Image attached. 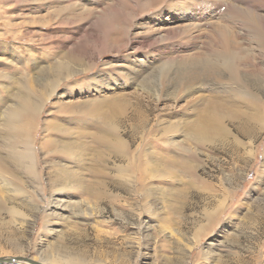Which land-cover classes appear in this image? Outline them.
Returning <instances> with one entry per match:
<instances>
[{"label":"rangeland","instance_id":"1","mask_svg":"<svg viewBox=\"0 0 264 264\" xmlns=\"http://www.w3.org/2000/svg\"><path fill=\"white\" fill-rule=\"evenodd\" d=\"M213 1L0 0V258L264 264V0ZM213 25L253 57L237 78L182 62ZM217 96L228 109L200 138ZM111 131L131 159L100 145Z\"/></svg>","mask_w":264,"mask_h":264},{"label":"bare ground","instance_id":"2","mask_svg":"<svg viewBox=\"0 0 264 264\" xmlns=\"http://www.w3.org/2000/svg\"><path fill=\"white\" fill-rule=\"evenodd\" d=\"M193 1V0H192ZM201 1H204V0H198V2L200 3V5H202L201 4ZM238 1H240V0H238ZM248 1V0H247ZM247 1L246 2H244V3H247ZM148 2V1H147ZM156 2V1H155ZM195 2H196V0H195ZM195 2H193V4H194V8L196 7V5H195ZM228 2V1H227ZM115 3H116V1H115ZM192 3V2H191ZM190 3V4H191ZM221 3V2H220ZM220 3H218L216 0L215 1H213V5H214V7L216 8V9H219V10H221L222 9V7H223V5L222 4H220ZM230 3V2H229ZM228 3V4H229ZM252 3V2H251ZM118 4H119V2H118ZM147 4V3H146ZM155 4V3H154ZM253 4V3H252ZM99 5V4H98ZM156 5V4H155ZM174 5V4H173ZM199 4H198V6H200ZM236 5V4H235ZM249 5V4H248ZM149 6V5H148ZM181 6V5H180ZM193 6V5H192ZM232 6V5H231ZM239 6V5H238ZM190 7V6H189ZM103 8V7H102ZM161 8V7H160ZM174 8H175V6H174ZM155 9V8H154ZM157 9V8H156ZM159 9V8H158ZM184 7H182V8H179V7H176L174 10H170L169 11V14H173L175 11H184ZM231 9V8H230ZM233 9V8H232ZM246 10V9H245ZM239 11V10H238ZM237 11V12H238ZM229 12H230V10H229ZM237 12L234 14V18H235V22H237V25L238 24H241L240 22H242V24L244 23V22H248V24H249V26H250V30H251V32L253 31V23H252V21H251V19L253 18L251 15H248L249 16V18H248V20L246 21V20H243L242 19V13H239L238 12V14H237ZM249 13L250 12H252V11H248ZM217 13H220V12H218L217 11ZM208 14H210V13H208V11H205L204 9H203V6H200V7H197L196 8V16L197 17H195L196 18V20H198V21H200L199 22V24H193L191 27H188V28H190V31L192 32V31H194V32H200V30H199V28L200 27H197V26H200L201 25V20H204L206 17H207V15ZM168 16V15H167ZM186 16V15H185ZM211 16V15H210ZM246 16V15H245ZM247 16V17H248ZM90 17V16H89ZM184 17V16H183ZM199 17V18H198ZM218 17V16H217ZM252 17V18H251ZM185 18V17H184ZM251 18V19H250ZM262 18V17H261ZM95 19V18H94ZM171 19V18H170ZM168 20V21H171V20ZM231 19V18H230ZM228 20V19H227ZM232 20H233V18H232ZM205 21V20H204ZM204 21H202V22H204ZM231 21V20H230ZM253 21H258V20H253ZM260 21V20H259ZM258 21V22H259ZM194 22V21H193ZM227 22V21H226ZM231 22H233V21H231ZM262 22V21H261ZM224 23V22H223ZM255 24H256V22H255ZM225 25H227V24H225ZM236 25V24H235ZM259 25V24H258ZM258 25H255V26H258ZM263 25H264V23H263ZM215 25H213V26H211V28H212V30H210V31H213L214 32V40H213V42H214V45H213V47H212V49L209 51V53H211L212 55L211 56H207V55H204V53H201V54H191V56L190 57H188V58H186L185 57V59H183V64L184 65H186L187 67H188V65L189 64H192V65H194L195 66V71L196 72H203V73H206L207 75L210 73V72H220L221 70H222V67L226 70V71H228L232 76H234V78L238 75V73L240 72V66H242V62H248L249 60H251V59H253V57H251V58H249V55H247V57L249 58V59H244L243 60V55H242V53L241 52H237V51H235V47L232 45V41H231V35H228L229 33L225 30V29H223V28H220V27H218V26H215ZM241 26V25H240ZM177 27V26H176ZM258 27H260V25L258 26ZM181 27H179V29H174V30H172V29H170V28H166V27H163V26H161V28L160 29H157V31L158 30H160V31H163L165 34H169V33H171V32H177V33H179V32H181V33H183L184 34V31H183V29H180ZM187 28V29H188ZM233 28V27H232ZM262 27H260V29H261ZM259 28L257 29H254V30H259L260 32H256V33H259V34H256V35H258V37H257V41H258V43H259V45H262V44H264V40H263V38H261V37H264L263 36V34H264V29L262 30H260ZM185 30H186V28H185ZM248 30H249V28H248ZM155 31V30H154ZM261 31H262V34H261ZM148 32V31H147ZM146 32V33H147ZM189 32V31H188ZM191 32H189V33H191ZM237 32V31H236ZM255 32V31H254ZM186 33V32H185ZM180 34V33H179ZM193 34V33H192ZM252 34H253V32H252ZM251 34V35H252ZM255 34V33H254ZM253 34V35H254ZM186 35H187V33H186ZM190 35V34H189ZM197 35V34H196ZM201 35V34H200ZM255 36V35H254ZM146 37H148V36H146ZM190 37H193L192 35L190 36ZM198 37V36H197ZM231 37V38H230ZM239 37V36H238ZM251 37H253V36H251ZM149 38V37H148ZM151 38V37H150ZM249 38V37H248ZM256 38V37H255ZM238 39V38H237ZM155 40H156V38H155ZM155 40H153V41H155ZM193 40V39H192ZM148 42H150L149 40H147ZM147 42V43H148ZM191 42H193L194 43V41H191ZM195 42H196V40H195ZM156 43V42H155ZM247 43V42H246ZM142 45H143V43H141ZM152 44V43H151ZM191 44V43H190ZM195 44V43H194ZM234 44V43H233ZM237 44V43H236ZM151 46V45H150ZM181 47H183V45H180V48ZM189 47H191V46H189ZM240 50V49H239ZM241 51H242V49H241ZM160 54H162L163 52H159ZM210 55V54H209ZM242 55V56H241ZM183 56V55H182ZM246 56V55H245ZM180 58V57H179ZM181 59V58H180ZM255 59V58H254ZM154 60V59H153ZM256 60V59H255ZM168 61V60H167ZM242 61V62H241ZM153 62V61H152ZM249 63V62H248ZM252 64V63H251ZM258 64V63H257ZM180 65V64H179ZM173 65L172 64H170V63H168V62H166V64L164 65V67H166L164 70H167V69H169L170 67H172ZM254 66V65H253ZM162 67V66H161ZM181 67H183V65H181ZM185 67V66H184ZM261 67V66H260ZM162 69V68H161ZM171 71H172V69H171ZM170 71V72H171ZM225 71V72H226ZM255 71V70H254ZM217 74H219V73H217ZM209 75H211V73L209 74ZM221 75V74H220ZM51 77V76H50ZM164 78H165V76H164ZM167 78V77H166ZM221 78V77H220ZM237 78V77H236ZM239 78V77H238ZM242 78V77H241ZM169 79V78H168ZM231 79V78H230ZM247 79V78H246ZM240 81V80H239ZM238 81V82H239ZM232 82H234V81H232ZM170 83V82H169ZM166 84H167V81H166ZM171 85V84H170ZM238 85V84H237ZM240 85V84H239ZM166 86V85H165ZM168 86H169V84H168ZM166 88V87H165ZM214 93V92H213ZM138 94V93H137ZM136 95V94H135ZM140 95V94H139ZM145 95V94H144ZM214 95V94H213ZM212 95V96H213ZM149 96V95H148ZM230 96V95H229ZM137 97V96H136ZM135 97V98H136ZM142 97V96H141ZM140 97V100L143 98H141ZM150 97V96H149ZM232 97V96H231ZM139 98V97H138ZM234 98V97H233ZM124 99V98H123ZM137 99V98H136ZM148 99H150V98H148ZM223 99V97H220V96H217L216 98H215V100L213 99V100H208L209 102L208 103H212L210 106H214V108H209V109H207L206 111H205V113H204V116H203V118H201V120H199V122L198 123H196V124H194L193 125V128L195 129L196 128V132H194V134H196V135H198L200 138L202 137V138H204V139H211V138H213V136L216 134V121H218L219 119H220V117L222 116L221 115V112L219 113V115L220 116H218V113H215V112H218V110H220L219 108H221V107H226L227 109H228V106L227 105H229V103L228 102H230V101H228L230 98L228 97L226 100H222ZM139 100V101H140ZM233 100V99H232ZM136 102H138V101H136ZM240 102V101H239ZM241 103V102H240ZM247 104V103H246ZM140 105V104H139ZM233 105V104H232ZM245 105V104H244ZM248 105V104H247ZM252 105V104H251ZM156 106V105H155ZM230 107V106H229ZM245 107V106H244ZM234 108V107H233ZM250 108V107H249ZM35 109H37L36 107H35ZM35 109H29V110H31V114H32V117H35L34 115H36V110ZM28 110V111H29ZM36 111V112H35ZM136 112H137V110H135ZM134 111V112H135ZM142 111H143V109H142ZM141 110L139 111V112H142ZM251 111V110H250ZM133 112V113H134ZM223 113V112H222ZM233 113V112H232ZM34 114V115H33ZM145 114V113H144ZM136 115H138V114H136ZM139 116H141V115H139ZM144 116V115H143ZM233 116V115H232ZM132 118V117H131ZM135 118V117H134ZM137 118V117H136ZM80 121V120H79ZM143 121V120H142ZM144 122V121H143ZM14 123V122H13ZM104 123V122H103ZM138 123V122H137ZM142 123V122H141ZM143 124V123H142ZM138 125V124H137ZM216 125V126H215ZM138 126H140L141 127V125H138ZM145 126V125H144ZM101 128V127H100ZM136 128V127H135ZM192 128V129H193ZM107 129V128H106ZM137 129V128H136ZM193 129V131H195ZM198 129H199V132H198ZM142 130V129H141ZM143 130H144V127H143ZM138 131V130H137ZM81 132V131H80ZM136 132V131H135ZM140 133V132H139ZM191 133H193V132H191ZM101 134V133H100ZM105 134H107V135H109V136H111V137H113L112 139H109V140H106V139H103L102 141H101V143H100V145H102L103 147H105L106 149H112L113 147L115 148L114 149V151H116V152H120L121 154L122 153H124L126 156H127V158H129V159H131V155H130V153H129V151H128V148L126 147V145H125V143L122 141V140H120L118 137H116V134H115V132H113V131H111V132H108V133H105ZM133 136V135H132ZM135 139V138H134ZM207 141V140H206ZM147 144V143H146ZM83 145H85V144H83ZM81 146V145H80ZM138 147H140V145L138 146ZM118 152V153H119ZM137 153V152H136ZM138 153H140V152H138ZM145 169L143 170V174L145 175V176H148V173H149V171H157V169L158 168H155V169H152V168H150L149 166H146V167H144ZM159 174H160V176H164V175H166V174H164V173H160L159 171H157ZM152 174V173H151ZM121 176L119 175V178H120Z\"/></svg>","mask_w":264,"mask_h":264},{"label":"water","instance_id":"3","mask_svg":"<svg viewBox=\"0 0 264 264\" xmlns=\"http://www.w3.org/2000/svg\"><path fill=\"white\" fill-rule=\"evenodd\" d=\"M29 263V264H41L36 261L26 259V258H18V257H11V258H0V264H17V263Z\"/></svg>","mask_w":264,"mask_h":264}]
</instances>
